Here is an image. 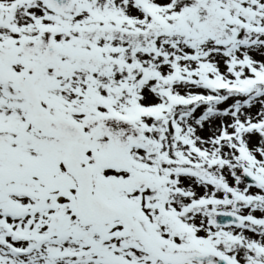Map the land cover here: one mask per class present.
Listing matches in <instances>:
<instances>
[{
  "label": "snow or ice",
  "instance_id": "1",
  "mask_svg": "<svg viewBox=\"0 0 264 264\" xmlns=\"http://www.w3.org/2000/svg\"><path fill=\"white\" fill-rule=\"evenodd\" d=\"M0 264H264V0H0Z\"/></svg>",
  "mask_w": 264,
  "mask_h": 264
}]
</instances>
